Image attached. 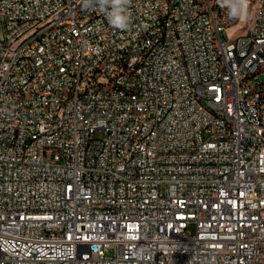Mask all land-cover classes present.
<instances>
[{"label":"built area","instance_id":"1","mask_svg":"<svg viewBox=\"0 0 264 264\" xmlns=\"http://www.w3.org/2000/svg\"><path fill=\"white\" fill-rule=\"evenodd\" d=\"M249 9L238 34L224 0H130L119 30L82 0H0V264H264Z\"/></svg>","mask_w":264,"mask_h":264},{"label":"clouds","instance_id":"2","mask_svg":"<svg viewBox=\"0 0 264 264\" xmlns=\"http://www.w3.org/2000/svg\"><path fill=\"white\" fill-rule=\"evenodd\" d=\"M82 3L84 8H94L106 14L108 22L114 28L128 29L130 0H82ZM224 5L230 18L247 20V0H224Z\"/></svg>","mask_w":264,"mask_h":264},{"label":"bare ground","instance_id":"3","mask_svg":"<svg viewBox=\"0 0 264 264\" xmlns=\"http://www.w3.org/2000/svg\"><path fill=\"white\" fill-rule=\"evenodd\" d=\"M247 6H248V0H247ZM214 39H221V30H214ZM263 72H264V57L257 59L253 67H250L249 69L246 70V77L255 78L256 75H259ZM237 73H238V64H231L230 74H237ZM225 125L233 126V118L225 117Z\"/></svg>","mask_w":264,"mask_h":264},{"label":"rangeland","instance_id":"4","mask_svg":"<svg viewBox=\"0 0 264 264\" xmlns=\"http://www.w3.org/2000/svg\"><path fill=\"white\" fill-rule=\"evenodd\" d=\"M251 21H252V19H251V9H249V10H248V13H247V20H246L244 23H242V26H241V28L238 30L237 33H238V34H243V33H245L246 30H247V28H248V26L250 25ZM238 23H239V21H237L236 24H238ZM190 230H191L192 233H194V231H195L194 227H191Z\"/></svg>","mask_w":264,"mask_h":264}]
</instances>
